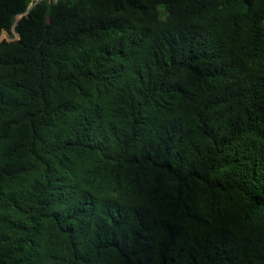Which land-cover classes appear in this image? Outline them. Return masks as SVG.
Segmentation results:
<instances>
[{"label":"trees","instance_id":"1","mask_svg":"<svg viewBox=\"0 0 264 264\" xmlns=\"http://www.w3.org/2000/svg\"><path fill=\"white\" fill-rule=\"evenodd\" d=\"M32 2L0 0V264H264V0Z\"/></svg>","mask_w":264,"mask_h":264},{"label":"rangeland","instance_id":"2","mask_svg":"<svg viewBox=\"0 0 264 264\" xmlns=\"http://www.w3.org/2000/svg\"><path fill=\"white\" fill-rule=\"evenodd\" d=\"M3 40H7V41H16V40H18V36H17V35H15V36H10L9 33L4 32V33L0 36V42L3 41Z\"/></svg>","mask_w":264,"mask_h":264},{"label":"water","instance_id":"3","mask_svg":"<svg viewBox=\"0 0 264 264\" xmlns=\"http://www.w3.org/2000/svg\"><path fill=\"white\" fill-rule=\"evenodd\" d=\"M39 2H40V0H34V2L30 3L29 8H28V11L31 10ZM18 19H19V17H18ZM16 24H17V22L15 23V25ZM15 25H14V27H15ZM18 38H19V36H18Z\"/></svg>","mask_w":264,"mask_h":264}]
</instances>
